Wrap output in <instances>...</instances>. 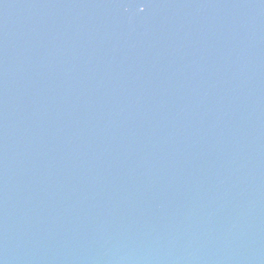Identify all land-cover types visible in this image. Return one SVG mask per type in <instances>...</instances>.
Segmentation results:
<instances>
[{
	"label": "water",
	"instance_id": "obj_1",
	"mask_svg": "<svg viewBox=\"0 0 264 264\" xmlns=\"http://www.w3.org/2000/svg\"><path fill=\"white\" fill-rule=\"evenodd\" d=\"M0 264H264V0H0Z\"/></svg>",
	"mask_w": 264,
	"mask_h": 264
}]
</instances>
